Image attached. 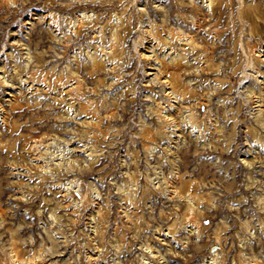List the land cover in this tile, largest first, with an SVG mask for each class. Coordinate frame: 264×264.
Here are the masks:
<instances>
[{
  "label": "rangeland",
  "instance_id": "1",
  "mask_svg": "<svg viewBox=\"0 0 264 264\" xmlns=\"http://www.w3.org/2000/svg\"><path fill=\"white\" fill-rule=\"evenodd\" d=\"M0 264H264V0H0Z\"/></svg>",
  "mask_w": 264,
  "mask_h": 264
}]
</instances>
